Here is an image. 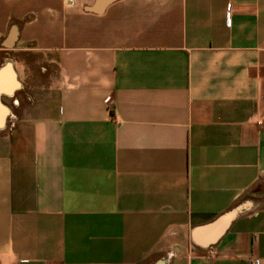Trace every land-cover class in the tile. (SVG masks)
I'll use <instances>...</instances> for the list:
<instances>
[{"label": "crops", "instance_id": "obj_1", "mask_svg": "<svg viewBox=\"0 0 264 264\" xmlns=\"http://www.w3.org/2000/svg\"><path fill=\"white\" fill-rule=\"evenodd\" d=\"M0 87V264H264V0H0Z\"/></svg>", "mask_w": 264, "mask_h": 264}, {"label": "built area", "instance_id": "obj_2", "mask_svg": "<svg viewBox=\"0 0 264 264\" xmlns=\"http://www.w3.org/2000/svg\"><path fill=\"white\" fill-rule=\"evenodd\" d=\"M106 103L108 104L110 110H112V99H111V97H108V98L106 99ZM256 123H257L258 125H262V123H263V118H258L257 121H256Z\"/></svg>", "mask_w": 264, "mask_h": 264}, {"label": "water", "instance_id": "obj_3", "mask_svg": "<svg viewBox=\"0 0 264 264\" xmlns=\"http://www.w3.org/2000/svg\"><path fill=\"white\" fill-rule=\"evenodd\" d=\"M10 91H11L10 89H5V88L0 87V96H1V94L9 93Z\"/></svg>", "mask_w": 264, "mask_h": 264}]
</instances>
